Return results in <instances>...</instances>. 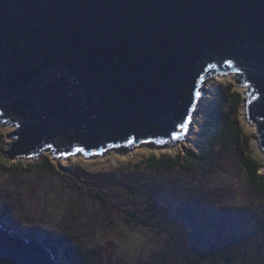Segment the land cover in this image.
<instances>
[{"label":"water","instance_id":"1","mask_svg":"<svg viewBox=\"0 0 264 264\" xmlns=\"http://www.w3.org/2000/svg\"><path fill=\"white\" fill-rule=\"evenodd\" d=\"M232 71L264 156V0H0V119L27 144L6 160L172 145L197 87ZM54 249L0 224V264H58Z\"/></svg>","mask_w":264,"mask_h":264},{"label":"rangeland","instance_id":"2","mask_svg":"<svg viewBox=\"0 0 264 264\" xmlns=\"http://www.w3.org/2000/svg\"><path fill=\"white\" fill-rule=\"evenodd\" d=\"M234 74H214L202 82L185 133L173 146L138 145L90 157H53L45 149L5 161L1 155L15 127L0 124L3 223L16 233L57 240L58 264H79L65 235L74 238L90 264H264V188L249 178L233 142L218 137L210 157L188 172L153 171L140 163L161 151H198L195 125L207 116L223 123L235 89L243 99L228 117L238 120L264 178L255 126L242 122L247 85H234ZM216 90L219 117L211 112ZM17 160L23 164L15 167Z\"/></svg>","mask_w":264,"mask_h":264},{"label":"trees","instance_id":"3","mask_svg":"<svg viewBox=\"0 0 264 264\" xmlns=\"http://www.w3.org/2000/svg\"><path fill=\"white\" fill-rule=\"evenodd\" d=\"M198 91L199 87L196 89L197 96L194 99V105L198 98ZM215 94V100L217 102L214 103V106L211 107L212 114H215L219 109V101H220V94L214 92ZM230 97L232 98V109L231 112L227 111L225 114L224 119H222L223 123H221L220 120L212 119L210 117H205L202 119L201 123L199 125H195V141L194 145L198 148V151L194 150L193 148L189 147L186 148L185 151H181L180 149L176 152L171 153L170 151H161L159 154L153 153L148 156H146L143 160L140 161L142 163L143 167L146 169H150L153 171H171L174 169H180L181 171L188 172L192 168L195 167H201V165L204 163V160L208 159L210 157V154L212 152L213 146L215 144V141L218 137L221 138V140L225 143L233 142V144L236 147V153L239 161L241 162L242 166L245 168L249 178L259 187L264 188V178L257 172L259 169V161L252 156L251 151L249 149V142L247 140L246 135L244 132H242L241 128L238 125V120L233 117H228L230 113H233V110L236 109V106L240 102L241 99H243L242 94H240L235 89L231 90L229 92ZM193 105V108H194ZM219 114L216 113V117ZM219 117V116H218ZM10 124L7 120L0 119V124ZM14 127V126H13ZM10 139H12V143L9 144V148L7 149L8 153L4 155L2 153V158L6 161L8 156H12L13 151L21 150L25 151L27 144L26 142L21 138L16 140L15 137L12 135L10 136ZM69 142V141H66ZM178 140H175V142L172 145H169L166 141L161 142H146L140 145H145L147 147H165V146H173L174 144L178 143ZM57 144V142H56ZM138 146V145H136ZM136 146H119V147H111L110 149L116 150L119 152L127 151L131 148H134ZM146 148V147H145ZM49 152L53 155L52 148L49 147ZM78 152V151H77ZM18 156L22 155H17ZM33 155H28L27 157H31ZM23 157V156H22ZM54 157V155H53ZM63 157V156H59ZM90 157V156H89ZM30 161H27L26 164H29ZM46 165L44 168H49L47 161H45ZM23 164V161L17 160L14 166H20ZM63 166V165H60ZM0 224L3 225V227L10 232H12L15 236L19 237H33V234L30 233H16L11 231L7 225H5L0 218ZM65 240L68 242V244L71 247H74L75 249V260L79 262V264H90L89 260L87 259V255L84 253V251H81L80 248H78V245L74 243V238L70 235H65ZM38 242L42 243H50L52 246L55 247V244L58 242L57 240L49 237V235H37ZM70 250L68 251V253Z\"/></svg>","mask_w":264,"mask_h":264},{"label":"snow or ice","instance_id":"4","mask_svg":"<svg viewBox=\"0 0 264 264\" xmlns=\"http://www.w3.org/2000/svg\"><path fill=\"white\" fill-rule=\"evenodd\" d=\"M78 151H80V150L78 149Z\"/></svg>","mask_w":264,"mask_h":264}]
</instances>
